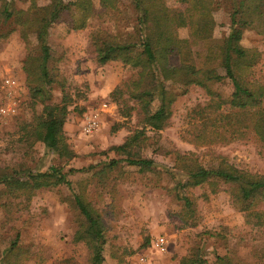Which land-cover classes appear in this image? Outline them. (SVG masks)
Returning <instances> with one entry per match:
<instances>
[{"label": "rangeland", "instance_id": "374dc122", "mask_svg": "<svg viewBox=\"0 0 264 264\" xmlns=\"http://www.w3.org/2000/svg\"><path fill=\"white\" fill-rule=\"evenodd\" d=\"M48 1L37 0V4ZM91 1L93 14L84 28H72L69 12L48 27L47 66L52 82L43 85L41 97L32 95L22 70L26 54L39 53L34 33L23 40L10 21L0 26V177L15 171L24 179L28 170L44 171L51 165L64 171L77 169L69 175V187H42L30 195L0 182V255L15 240L29 253L24 264H88L85 246L73 241L79 214L71 204L72 195L83 194L105 224L101 264H178L182 256L198 250L205 264H213L216 255L226 256L233 264H264V200L257 207L262 222L255 224V217L247 222L246 212L232 201L229 186L222 182L216 192L207 183L183 189L192 200L193 220L181 219L187 205L175 196L178 179L188 177L186 166L210 167L218 156L239 169L264 173L262 145L247 129L227 142L198 146L192 142L202 117L211 123L230 110L232 83L228 78L208 82L211 94L197 85H169L175 99L166 125L159 130L145 126L129 97L136 69L116 60L100 64L96 58L95 47L103 40L134 37L136 13L131 0H117L114 7ZM235 1H213V40L229 33ZM165 2L169 7H183L177 0ZM14 3L18 9L28 6L20 0ZM259 11L264 16V0ZM177 35L189 38V28H177ZM239 43L260 52L252 76L264 83V31L243 27ZM191 50L195 64H203L206 47L198 43ZM169 62L178 65L179 55L171 54ZM64 93L68 104L62 130L75 154L70 159L47 152L42 142L21 130L33 123L44 105L60 104ZM215 101L220 104L217 108ZM208 103L210 115L203 113L199 118L200 109ZM93 115H97V126L87 130ZM214 129L208 126V131ZM136 130L142 132V139L133 149L152 159L154 167L139 172L136 166L122 163L103 169L110 159L121 157L114 148ZM177 154L187 158L177 161ZM159 238L163 244H157Z\"/></svg>", "mask_w": 264, "mask_h": 264}, {"label": "trees", "instance_id": "16d2710c", "mask_svg": "<svg viewBox=\"0 0 264 264\" xmlns=\"http://www.w3.org/2000/svg\"><path fill=\"white\" fill-rule=\"evenodd\" d=\"M15 1L0 0V26L10 21L23 40H26L30 32L34 33L39 53H27L22 62V70L27 82L31 83L32 95L41 97L45 94L43 85L52 82L47 66L50 57L46 38L48 27L62 14L69 12L72 16V28H84L86 20L93 14V4L91 0H49L46 4L39 5L37 0H20L28 2V6L18 9L14 5ZM116 1L101 0V4L114 7ZM177 1L183 5L182 8L169 7L165 0H131L136 13L134 37L124 41L108 39L95 43L97 62L104 64L116 60L136 69V77L130 82L129 97L134 100L144 125L155 130L163 128L171 114L175 94L168 88L169 85H197L211 94L208 82L228 78L232 83V92L227 101L230 110L219 113L210 123V120H205L207 117H202L203 113L210 115L206 113L210 103L200 109L199 118H203V124L194 129L192 142L197 146L216 141L227 142L241 129H247L258 139L264 151V83L252 76L260 52L239 43L243 27H259L260 32L264 31V16L259 11L262 0H236L237 7L233 8L235 11L231 17L230 31L226 37L218 40L211 37L215 24L212 18L214 0ZM182 26L189 28L187 39L177 35V28ZM198 43L206 47L205 62L201 65L195 64L191 50ZM171 54L179 55L178 65L169 62ZM154 102L156 105L152 107ZM67 104L68 97L64 93L60 104L44 105L34 117L33 123L21 130L42 142L47 152L70 159L75 154L69 148L62 130ZM214 104L215 108L220 106L219 101ZM121 114L127 113L122 111ZM210 124L215 129L208 131ZM141 133L134 131L122 144L116 146L114 149L121 157L110 159L103 169H113L122 163L136 166L139 172L152 169L154 161L141 157L133 149L141 143ZM186 158L176 155L177 161H184ZM215 159L216 163L210 167L186 166L187 179H178L174 187L175 196L184 200L188 209L184 210L185 215L181 219L193 220L195 212L191 206L192 200L184 194L183 189L207 183L211 192H216L222 182L229 186L232 201L246 212L247 222L255 217V224L261 223L263 214L257 207L264 200V173L239 169L221 156ZM75 171L77 169L69 168L64 171L61 167L51 165L44 171L28 170L24 179L13 171L10 175H2L0 182L13 184L30 195L42 187L60 184L69 187V175ZM125 174L130 175L128 172ZM71 204L79 214L73 241L85 246L88 264H101L105 244V224L101 213L83 194H73ZM26 254L29 253L14 240L1 252L0 264H24L28 258ZM205 263L198 250L194 255L182 256L178 264ZM213 264L233 263L226 256L216 255Z\"/></svg>", "mask_w": 264, "mask_h": 264}, {"label": "built area", "instance_id": "2783aa9c", "mask_svg": "<svg viewBox=\"0 0 264 264\" xmlns=\"http://www.w3.org/2000/svg\"><path fill=\"white\" fill-rule=\"evenodd\" d=\"M87 128L85 127V129L90 130L92 128H95L97 126V115H93L91 117V119L88 121V125H86ZM157 244H163L164 243V239L163 238H159L157 241Z\"/></svg>", "mask_w": 264, "mask_h": 264}]
</instances>
